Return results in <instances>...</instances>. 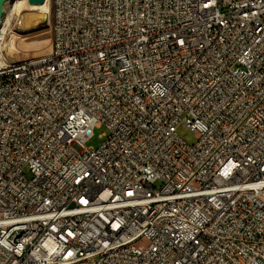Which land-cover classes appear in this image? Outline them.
<instances>
[{"label": "built area", "instance_id": "built-area-1", "mask_svg": "<svg viewBox=\"0 0 264 264\" xmlns=\"http://www.w3.org/2000/svg\"><path fill=\"white\" fill-rule=\"evenodd\" d=\"M58 3L0 38V264H264V0Z\"/></svg>", "mask_w": 264, "mask_h": 264}, {"label": "rangeland", "instance_id": "rangeland-1", "mask_svg": "<svg viewBox=\"0 0 264 264\" xmlns=\"http://www.w3.org/2000/svg\"><path fill=\"white\" fill-rule=\"evenodd\" d=\"M16 2H18V0H14L12 3H8V10H10L8 15H10L11 10L14 9L13 5L14 3L16 4ZM40 12L42 11H39L38 13ZM25 13L16 10V13H14L10 19V27L8 28V31L6 33L7 37L5 36L4 39L5 46L9 55L14 56L15 58H25L30 56L34 57L36 55H44L48 53L52 44V27L50 26V21H52L51 17L48 16L47 19L36 18L29 24L22 25L21 19L23 18V14ZM38 13H36V15H38ZM12 41L16 46L11 45ZM10 52L13 53L11 54ZM105 131V126H96L94 128V135L88 141L87 146H99L104 140L102 134ZM178 133L183 138L187 139L189 142L192 143L197 141L200 136L199 132L191 130L186 125H181L178 128Z\"/></svg>", "mask_w": 264, "mask_h": 264}, {"label": "bare ground", "instance_id": "bare-ground-1", "mask_svg": "<svg viewBox=\"0 0 264 264\" xmlns=\"http://www.w3.org/2000/svg\"><path fill=\"white\" fill-rule=\"evenodd\" d=\"M13 1L14 0H11L9 3H12ZM8 8L9 7L7 6L5 15L0 24V38L3 39V41L1 42V49H6L4 39L8 31V28L10 27V21H11L10 19L12 15L16 13V10L22 11V13L26 12L25 14H23L24 16L21 19L22 25H27L30 22L34 21L36 18H40V13H38L39 11H44L47 14V16L51 17L52 21L61 19V8H60V3H58V0H46L43 4L40 5L33 4L30 0H18V2H16L15 4L14 9L11 10L10 15H8L10 11L8 10ZM36 13H38V15H36ZM51 31H52V43H56L57 42L56 27H52ZM11 45H14L13 41ZM10 53L12 54L13 52ZM3 58L5 63L20 64V63L31 62V56L25 58H15L14 56L9 55L8 51H3ZM34 58L44 59L46 58V54L38 55V56L36 55L34 56Z\"/></svg>", "mask_w": 264, "mask_h": 264}, {"label": "water", "instance_id": "water-1", "mask_svg": "<svg viewBox=\"0 0 264 264\" xmlns=\"http://www.w3.org/2000/svg\"><path fill=\"white\" fill-rule=\"evenodd\" d=\"M10 1L11 0H0V24L2 22L4 15H5L6 7ZM30 1L33 4L40 5V4H43L46 0H30ZM40 18L41 19H47L48 16L44 11H42V12H40Z\"/></svg>", "mask_w": 264, "mask_h": 264}]
</instances>
